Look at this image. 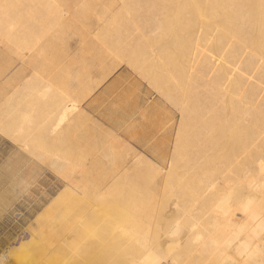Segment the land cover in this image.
I'll list each match as a JSON object with an SVG mask.
<instances>
[{"label":"bare ground","instance_id":"1","mask_svg":"<svg viewBox=\"0 0 264 264\" xmlns=\"http://www.w3.org/2000/svg\"><path fill=\"white\" fill-rule=\"evenodd\" d=\"M23 17H25L24 20ZM12 25H18L16 29L18 27L20 32L18 29L17 33H15L16 31L10 30ZM20 26L22 29L19 28ZM1 44L5 45L7 49H16L15 54H17L20 59H24L26 52H29L31 55L30 57L33 58L35 63L31 64L35 65L37 73L41 72L39 75L43 76L45 79L43 82L46 84L45 88L48 90L43 92V96L39 98L36 97V100L33 98V100L29 102L27 101V106L25 105L27 108L24 109V112L27 109L28 113H23L26 115L22 114L23 116L21 115L20 118H18V115L13 116L14 114H9L7 109L5 111L4 108L8 107L11 95L9 94L10 97L6 96L5 86L1 85L0 94L3 93V97H0V115L5 111L9 116H4L6 115L5 112V114L3 113L1 115L0 133L7 136L14 135L19 141L23 139L28 142V139L33 138V136H31L32 134L27 132L28 130L30 131V129L36 125H47L45 129L44 126H39L40 129H44L45 132L38 129V135L42 133V135L51 137L55 142L56 140H65L68 137H80L81 139H85L84 142L86 143V147H88V151L97 150L96 147L101 142H104L103 146L105 151L106 149H113L112 142H107L108 138L104 137L105 135L107 136V134L111 136V132L109 134L104 131L103 128H101L103 125L100 124L101 126L99 125L100 127L96 128L99 133H95L92 130L93 125L91 127V124H89L88 127L90 126L93 132H90L87 127V129L84 130L83 126L86 125L83 124L87 122L90 117L88 113H85L81 108V104L91 97L93 95L92 93L95 92L116 69L126 64L130 66L131 69L133 68L139 73L144 74V77H147L149 83L156 89L155 92L159 91L161 97L166 96L169 98L174 103V107H178L180 111L179 133L176 140L179 141V148L181 151L179 153V158L176 160L180 159L181 166H179L178 169L177 165L172 167L175 163L170 165L167 174L165 173L166 176H164V181L169 180V184L173 185L171 184L173 180L181 182L189 174V179L187 180L186 178L184 184L191 181L190 184L192 183V189L204 194L206 193L208 196L215 195L216 193H213V191L215 190L216 186L214 185L216 182L227 174L226 172L233 167V164L241 163L242 165H238L230 170L233 171L234 177H237L239 182L233 185L230 184V194H227L228 189L223 187L224 190L221 191H224L225 194L221 193L222 196H215L216 198L214 197L213 201L210 199L211 203L213 202L212 204H215V206L213 205L215 208L217 206L219 210H223L222 213L224 215L221 216V218L226 215L225 211L228 213V210H225L226 207H230V215L228 213L226 216L227 218L233 213L231 208H233L234 205L232 206V204H239L242 201L243 203L241 202L239 205L240 209H243L241 211L244 212V210L247 211L249 207L248 201L256 195L264 194V181L260 182V180H257L254 182L255 180L251 179L254 177L253 169L256 167L261 173L258 178L261 176L262 179H264V0H0V45ZM72 50H75V53ZM47 57H52L54 60L67 57L70 58V60L66 67L63 68L62 72L56 75L50 67L40 66V63H44ZM50 64L48 65L53 66V62ZM60 64L61 63H59V65ZM59 65H57V67ZM96 65H102L104 68L103 77L100 79L94 75V71L97 70ZM191 68L202 73L210 81L207 93L203 94L198 90L200 82L196 81L195 77L190 73ZM54 71H57V69ZM185 83H189V88H182L180 91L182 94V101L185 105H179L180 99L176 97L177 95L175 96L174 91H176L177 87ZM25 89L27 90V88ZM8 92L10 93V91ZM171 101H169V104H171ZM172 105L173 104H171V106ZM96 126L97 124H95V127ZM35 129L36 128L31 131ZM117 134L118 133L115 135L117 136ZM104 138L107 139L105 140ZM38 141L40 142L41 140L39 139ZM27 142H25L27 145H23L28 147V150H31L30 152H34L35 150H33V147L35 149L37 146L36 143H34L35 140ZM114 142H116V140ZM77 147H80V145ZM82 147L83 146L80 148ZM115 147L116 145L114 144V148ZM122 147L123 146H121L119 150H121ZM25 152H27V149ZM201 152H207L208 155H203ZM37 153L39 154V152ZM41 155L43 156L44 154ZM108 155L107 152L106 156ZM76 156L77 155H75V157ZM59 157L62 156L60 155ZM176 157H178L177 154H174L173 158L175 159ZM62 159L61 161L63 162L67 161ZM115 159L117 160V158ZM73 161L74 160H72V162ZM80 161L82 160L78 159L77 163L76 161L73 163L67 161L65 164L68 165V169H66L65 172L58 173L60 177L74 185L76 190L71 192V195L74 196L79 195V192H81L79 188H82V191L84 188L87 189L90 183H93L92 180H100L101 178L110 176V173L107 172H105L106 175L104 176L105 173L102 174L97 168L85 170L82 165L83 161ZM107 162L114 163V160ZM94 164L97 165V161L96 163L94 161ZM189 164L196 167L194 170L192 169V172H189L190 170L187 168ZM53 165H55V163ZM147 165H149V163ZM150 166L153 167V165ZM179 171L180 173H178ZM146 172L148 171L146 170ZM158 174L160 176L161 172L159 171ZM248 174L249 176H247ZM78 176H81V179H79ZM107 178L108 177H106V179ZM240 179H242L243 184L245 181L247 185L245 188L240 184ZM176 186L174 187L173 185L172 188L175 189ZM222 186L223 184L220 185L221 189ZM165 187L162 188V190L164 189L165 191ZM218 187L219 184L216 190ZM179 188H181V186ZM106 190L108 191L107 195L111 197V190L108 186ZM87 192H89V190H87ZM116 192L114 193L116 194ZM176 192V195H178L177 190ZM218 193L220 192L218 191ZM168 194L166 198L163 200L161 198V200L166 201L171 195L170 193ZM244 194H248V196L246 198L242 197ZM128 195L130 196L131 193L129 192ZM85 196L87 197V193ZM116 197L117 196H114V198ZM151 198L154 197L152 196ZM77 200L78 198L76 201ZM115 200L114 202H116L115 204L117 205V201ZM167 202L168 201H166V203ZM229 202L230 204L228 206L227 203ZM67 203L69 205L76 202H69L67 200L66 204ZM142 203L145 204L143 201ZM61 204L64 205L65 203L63 204V202H61ZM246 204L248 206H245ZM207 205H209V202ZM72 206L71 204V207ZM161 206H163V204ZM51 207L52 206H50V209ZM73 207L75 208V206ZM56 208L58 209L59 207ZM54 211L56 214H53V216L56 217L58 213L57 210H53V212ZM256 211H259L257 215H262L264 213V205L259 203L256 206ZM71 212H73V210ZM143 212L145 211L143 210ZM148 212L147 215H149ZM243 212L239 211V213ZM51 213H49L50 216H52ZM247 213L248 212H244L240 217L242 218L244 214L248 216L249 213ZM153 214L155 213L153 212ZM153 214L151 213V215ZM140 215L141 214H139V216ZM234 216L236 217V215H233L230 218L234 219ZM247 216L244 215V217ZM62 217H60V219L58 216L55 218L56 222L57 219H59L57 223L54 219H50L52 223L55 222L59 224L61 223ZM144 217L147 219L146 215H144ZM161 217H163V214ZM164 217L166 219L169 218L166 214ZM254 217L249 219L253 221ZM221 218L217 220H221ZM226 218H224V220L222 218L223 221H221L224 222ZM263 218L264 216L261 217V220L264 225ZM46 219H48V217ZM45 220H42L44 222L42 223L43 228H45ZM169 220L171 223H175V220L172 221L168 219V221ZM209 220L211 221V219ZM235 220L238 224V218ZM257 220L260 219L257 218ZM215 221H213V226L217 223ZM221 221H219V224L217 223L218 226L222 223ZM248 221L249 220H244V222L247 223V225H245L247 227L250 225L248 224L250 221ZM255 221L251 223L254 225ZM51 222H49V224H52ZM136 222L137 221H135V223ZM163 222L165 225L167 224L166 221H162V223ZM227 222L229 223V221L226 220L225 226ZM171 223L168 224L171 226ZM177 223L174 224L175 227ZM156 224L154 225L157 227L161 223H158L157 220ZM232 224L233 222L230 226ZM136 225L134 233L137 234L139 246L143 250H146L148 237L146 238L147 235L145 234L146 232L149 233L147 230L148 228L144 230L143 223L137 222ZM178 225H180V223H178ZM253 225L252 227H254ZM52 226H54V224ZM39 227L41 228L42 226L39 225ZM60 227L62 226H57L58 229ZM150 227L151 226H149V228ZM166 227L168 226L166 225L165 229ZM250 227L251 226L248 228L251 229ZM171 228L172 230L175 229L173 227ZM159 230L158 232H161V230ZM50 231L48 230L47 234L48 232L50 234ZM58 231L59 230H57V232ZM162 231H164V229H162ZM220 231L223 233L222 230H219V232ZM228 231L231 232V228ZM177 232H179V228H177L175 232L174 230L173 232L171 231V233L169 231L170 235L172 233L175 235ZM164 233H162L163 236ZM31 234L32 236L30 238L31 240L29 239V243H20L24 247L23 249L26 250L15 258V264H34L42 252L44 245L50 240L48 237L37 235L35 232ZM158 236H160V233H158L157 237ZM131 237H133V235ZM168 237L167 235L166 240H168ZM244 237L247 238L248 235ZM163 238L162 240L164 241L161 243L165 242ZM158 240L160 242L161 238ZM240 241L241 240L238 242ZM250 242V240L241 241L240 246H238L237 250L232 254H238L239 258L246 256L248 260H250L249 263L262 264L264 261V248L262 249L260 246L255 248V245L253 244L254 246H252ZM198 246L196 244V247ZM200 246L203 247V251L199 252H203V255H207V258L220 257L221 261L225 260L224 256L221 257V254L224 253H220L221 249L219 250L217 248L218 246L210 239L203 241ZM226 246H223V248H226ZM134 250L135 249H133V251ZM226 251L227 250H225V252ZM153 257L155 256H148V260L155 261ZM201 259H203V257ZM136 260L139 261V259ZM232 261L233 260H231V263ZM225 263L227 264V262Z\"/></svg>","mask_w":264,"mask_h":264},{"label":"rangeland","instance_id":"2","mask_svg":"<svg viewBox=\"0 0 264 264\" xmlns=\"http://www.w3.org/2000/svg\"><path fill=\"white\" fill-rule=\"evenodd\" d=\"M24 19L25 17H23V20ZM16 26L18 25H12L11 29H9L14 32L16 31L15 33H17L19 29L17 27V31ZM19 28L22 29L21 26ZM15 50L16 49L14 48H5V45L3 44L0 45V86H5L6 96L10 97L11 95L8 107L4 108L5 111L7 109V112H9V114H14L13 116L18 115L17 117L20 118L23 113H28L27 109L24 112V109L27 108L26 104L30 100H33V98L34 100H36V97L39 98L43 96V92L47 91L48 89L45 88L46 84L43 82V80L45 79L43 78V76L39 75L41 74V72H36V67L35 65H33L35 63L33 58L30 57V53L26 52V56L24 57V59H20L19 56L15 54ZM72 51L75 53V50ZM46 60H44V63H40V66H48L53 70V72H55L54 74L59 75V73L62 72L63 68L66 67V65L69 63L70 58L61 57V59H55V61L54 59H52V57H47ZM52 62L53 66H50L52 65L50 63ZM47 63L50 65H48ZM59 63L61 64L59 65ZM57 65L59 66L57 67ZM55 69H57V71H54ZM96 69V71H94V75L99 79L102 78V74L104 72L103 66L96 65ZM190 73L193 75V77H195L196 81L200 82L198 90L203 94L207 93L210 84L208 78L202 73L197 72L193 68H191ZM140 75L143 77H141ZM25 88H27V90ZM182 88L188 89L189 83L180 85V87H177L176 91H174L175 96L177 95L176 97L180 99L179 105H185L181 98L182 94L180 91ZM14 89H16L17 91ZM155 90L156 89H154V87L149 83V79L147 77H144V74H141L137 70L133 68L131 69L130 66L124 64L116 69L111 74V76L107 80H105L104 83L99 86V88L95 92L92 93L93 95L85 100L83 104H81V108L85 113H88L90 117V119L83 124L86 125L83 126L84 130L89 128L88 130H90V132L94 131L95 133H99L96 128L103 125L101 126V128H103L104 131L108 132L109 134L111 132V136L108 134L107 136H104L103 134L104 137L108 138H104L105 140H108L107 142H112L111 144L113 145V149L111 150L106 149L105 151L103 146L104 142H101L97 145V150L88 151V147H86V143L84 142L85 139H81L80 137H68L65 140H56L55 142V140H52L51 137L42 135V133L40 132L39 133L41 135H38V129H40V127H43L44 125H39L40 127L37 125L33 126L32 129L36 128L34 131H31L32 129H30V131H27L29 132V134H32L31 136H33V138L28 139V142L31 140H35L34 143H36L37 145L34 149L33 144L31 143L33 150H35L34 152H30L31 150L29 151V148L23 145L26 144L25 142H27V140L24 141L23 139H20L19 141V139L14 135H11L8 136V138L11 140L10 141L0 134V264H15V258L20 255V253L26 250L23 249L24 247L20 243H29L32 232L37 233V235L48 237L50 239L49 242L44 245L42 252L40 253L38 259L34 264H223L225 262H227V264L228 262L229 264H254L249 263L250 260H248L246 256H242L241 258H239L238 254L235 255L232 253L237 250V247L240 246V242L243 240H250V243L252 244V246L255 245V248L259 246L262 249L264 248V225L262 224L263 222L261 220V217L264 216V213L261 215L260 212V215H257L259 211H256V206L259 203L264 205V194H259L258 196L256 195L250 201H248L249 211L245 207L248 205L246 204L244 206L247 209V211L244 210V212H248L252 216L247 213L248 216L244 214L247 217H244V215L242 218L240 217L244 213L243 211H241L243 209H240L239 205L242 201L239 204L234 202V204L231 203L232 206L234 205L233 208H231L233 210L232 214L236 215V217L234 216V219L230 218L233 216L232 214L231 216L226 218L228 213L230 215V207H226L225 210H228V213L224 210L226 212V215L222 218L223 220L224 218H226L225 221H229V223L227 222V224L229 225L226 224L227 227L225 226V221L222 222L223 220L221 218V216L224 215L222 213L223 210H219L216 206V211V208L214 207L215 204H212L213 202L211 203V201H213V198L215 196H222L221 193H224V191L222 192L221 190H224V188H227V194H230V184L233 185L238 182V178L234 177L235 175L233 174V171L230 170L237 167L238 165H242L241 163L233 164V167H231V169L226 172L227 174H225L223 178L216 182L214 186L217 187V185L219 184V187L217 190L215 187L213 193L219 195H214L212 193L213 195L208 196L206 193L204 194L202 192H198L195 189H192V183L190 184L191 181L184 184L186 178L187 180L189 179V174L181 182H178L176 180L172 181L173 183L171 184H173L174 187L177 185L175 189L178 191V195H176L177 192L174 188H172L173 185H170L169 180L167 179V181H164V176H166L167 171L169 170L168 167L170 165H173V163L175 164L172 167H175L177 165L178 168L179 166H181L180 159L176 160L177 158H179V153L181 151V149L179 148V141L176 140L179 133L178 126L180 122V111L178 107H174V103L169 98H167L166 96L161 97L160 92H155ZM8 91H10V93ZM2 94L3 93L0 94V97L2 96ZM169 101H171V104H173L172 106L171 104H169ZM1 115L0 120L2 117ZM4 116L9 115L8 113H6V115ZM91 122L94 124H92ZM89 124H91V127L93 125V131L91 130L90 126L88 127ZM95 124H97L96 127ZM46 126H44V129ZM44 129L40 130H43L45 132ZM116 133H118L119 135L117 134L116 136ZM37 136L41 140L40 142L44 143H40ZM117 137H119L120 139ZM115 140L116 142H114ZM114 144L116 145L115 148ZM79 145L80 147H83H77ZM121 146L123 147L121 148V150H119ZM46 148L50 149L48 150ZM26 149L27 152H25ZM176 149L179 151H177ZM20 152L23 156L18 155ZM37 152H39V154ZM107 152L109 154L108 156H106ZM41 154H44V157ZM174 154H177L178 156L175 159L173 158ZM201 154L208 155L207 152H201ZM60 155L62 157H59ZM75 155L77 156L75 157ZM62 158L70 161L71 163L75 161L77 163L78 159L82 160L84 164L82 161L80 162H82L85 170H90V168H97L101 171L102 174H104L105 172L110 173V176H106L109 179H106V177L101 178L100 180L94 179L92 180L93 183H90L87 189L84 188V190L82 191V188H79L81 189L79 195H71V192H73V190H76L74 188V185L64 178L60 177V175L58 174L61 172H65L66 169H68V165L65 164L67 161H61ZM115 158H117V160ZM72 160L74 161L72 162ZM110 160H114V163L107 162ZM94 161L95 163L97 161L98 166L94 164ZM53 162L55 163V165H53ZM8 163L15 165V172H18L20 174L22 170L24 171V177H26L28 183L27 188L24 191L20 190L18 175L11 178L9 177V174L6 171V166L8 165ZM148 163L149 165H147ZM150 165H153V167ZM187 166H189L187 167L190 170L189 172H192V169L194 170L196 168L193 167L192 164H189ZM256 168L253 169L254 177L251 179L255 180L254 182H256L257 180L263 182L264 179H262L261 176L260 178H258L261 173L258 168L257 170ZM109 169H111L112 171ZM146 170L148 172H146ZM159 171L161 172L160 176L158 174ZM123 172L125 175L123 174ZM178 173H180V171ZM105 175L106 173L104 174V176ZM247 176H249V174ZM78 178L81 179V176H78ZM240 182L243 188L247 186L245 184V181L243 184L242 179H240ZM222 184L223 186L221 189L220 185ZM107 186L111 190L112 198L110 197V195H107ZM180 186L181 188H179ZM164 187L166 193L164 189L162 190V188ZM87 190H89V192H87ZM218 191L220 193H218ZM114 192H116V194ZM129 192L131 193L130 196L128 195ZM138 192L141 193L139 194ZM86 193L87 197L85 196ZM168 193L171 194V197L169 196L166 199V201L169 202L166 203L165 200H162L169 195ZM151 195L154 198H151ZM114 196H117V199L114 198ZM247 196L248 194H244L242 197L246 198ZM77 198L78 200L76 201ZM99 198H101L102 200ZM67 200L69 202H76L71 203L73 206H75L76 210L73 206L71 207V204H66ZM114 200L117 201V205L115 204L116 202H114ZM142 201L145 204H148L149 202V204L145 205L142 203ZM61 202L65 204L62 205ZM208 202L209 205H207ZM162 204L163 206H161ZM227 204L229 206L230 202ZM50 206H52L53 208L51 207L50 209ZM56 207H59L60 209H57ZM53 210H57V216L59 219L63 216L61 218V223L56 224L59 219H57V222L55 221V218L57 216H53V214H56V212H53ZM72 210L73 212H71ZM143 210L145 212H143ZM218 210L220 211V213ZM239 211L243 213H239ZM147 212L149 215H147ZM153 212L155 214H153ZM49 213H51L52 216H50ZM137 213L141 215L139 216V214ZM151 213L153 215H151ZM162 214L163 217L166 214L169 216L168 219H171L172 221L175 220V223H180L182 228L180 225H178V223V226L176 225L175 227V223H171L170 220L168 221V219L164 217L166 219L165 220L163 217H161ZM144 215H146L147 219L144 217ZM253 215H256V218ZM41 217L45 219L48 217L49 221L48 219L45 220ZM252 217H254V220L252 219L253 221L257 220V218H259L261 221L257 220L258 222L255 221V224L253 225L251 223L253 221L250 220ZM50 218L54 219L56 223H52ZM161 218L164 220H162ZM208 218L211 219V221ZM220 218L222 221L217 220ZM237 218L239 220L238 224L235 220ZM41 219L45 220L46 222V224L44 225L45 228H43L42 223L44 222ZM157 220L158 223H161L160 225H158L159 227L157 226L158 228L156 227ZM234 220L236 224L234 223ZM244 220L250 221V223H248L250 224L248 225V227L251 226V229L245 226L247 225V221L244 222ZM135 221H137L138 223H143L144 230L148 228L147 230L149 231V233L146 232L145 234L147 235L146 238L148 237L146 242L148 244L146 250H143L139 246L140 244L137 239V234L134 233V230L137 226V222L135 223ZM162 221L167 222L166 225L168 227H166V229V225L164 222L162 223ZM213 221L217 222L218 224L220 223L219 221H221L222 223L220 224V226L215 223V227L213 226ZM49 222H51L52 224H49ZM232 222L233 224L230 226ZM168 223H171V226ZM53 224L54 226H52ZM39 225L42 227L40 228ZM59 225L62 227L58 229L57 226L59 227ZM252 225L254 227H252ZM149 226H151V229L149 228ZM171 227L175 228L173 229L174 232L177 231V228H179V232L176 233L178 236L176 234L174 235V233L170 235L171 231L173 232ZM159 228L162 233L165 232L164 236L161 232H158ZM230 228L231 232L228 231L230 230ZM162 229H164V231H162ZM48 230H51L50 232L52 234H49V232L47 234ZM57 230L59 231L57 232ZM219 230H222L223 233L221 231L219 232ZM158 233H160V236L157 237ZM132 235L133 237H131ZM167 235L169 236L168 240H166ZM246 235H248L247 238L244 237ZM183 236L186 239H184ZM159 238H161V240L162 238L165 239V242L161 243L164 240H160L159 242ZM209 239L214 242L216 246H218L217 248L219 250L221 249L220 253H224L221 254V257L224 256L225 260L221 261L220 257V259L207 258V255H203V252H199L203 251V247H201L200 244H202L203 241ZM235 240L241 241L238 242ZM196 244L197 246L199 244V248L196 247ZM223 246H226V248L224 247V249ZM132 248L135 250L133 251ZM225 250H227V253L225 252ZM152 255L155 256L153 257L155 261L148 260V256ZM201 256L203 257V259H201ZM136 259H139V261ZM231 260H233L234 262L232 261L231 263Z\"/></svg>","mask_w":264,"mask_h":264},{"label":"crops","instance_id":"3","mask_svg":"<svg viewBox=\"0 0 264 264\" xmlns=\"http://www.w3.org/2000/svg\"><path fill=\"white\" fill-rule=\"evenodd\" d=\"M0 134L3 137H5L6 139L10 140L8 138V136H6L5 134H2V133H0ZM18 155L23 156L21 152ZM14 166H15L14 164L8 163V165L6 166V171L8 172L10 178L13 176H16V175L19 176V178H18L19 182L18 183L20 185V190L24 191L27 188V184H28L26 177H24V171L22 170V172L19 174L18 172L14 171V169H15Z\"/></svg>","mask_w":264,"mask_h":264}]
</instances>
